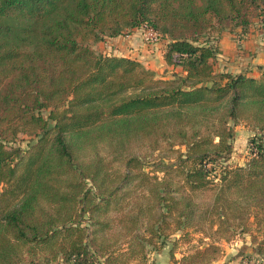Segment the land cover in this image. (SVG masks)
<instances>
[{
    "label": "trees",
    "instance_id": "16d2710c",
    "mask_svg": "<svg viewBox=\"0 0 264 264\" xmlns=\"http://www.w3.org/2000/svg\"><path fill=\"white\" fill-rule=\"evenodd\" d=\"M256 17L264 0H0V264H149L168 242L214 264L238 235L264 257V72L216 66ZM145 25L182 73L90 44Z\"/></svg>",
    "mask_w": 264,
    "mask_h": 264
},
{
    "label": "crops",
    "instance_id": "0c3cea01",
    "mask_svg": "<svg viewBox=\"0 0 264 264\" xmlns=\"http://www.w3.org/2000/svg\"><path fill=\"white\" fill-rule=\"evenodd\" d=\"M137 31H134L132 34L130 33L115 39H110V43L115 46L108 50H112L113 53L118 55L137 58L160 77L169 78L175 72L182 73L181 68H177L173 72L172 67L165 62L163 42L155 43L152 47L146 46L143 42L142 35ZM219 46L221 52L216 64L219 70L229 71L234 74L242 73L247 76H259L264 72L263 21H256V23L252 24L245 31L241 27L223 31ZM166 250H168V253L170 252V249H166L165 246L161 253H154V256L150 258L149 264L151 261L158 262L160 259L168 257L165 256ZM168 255L170 258V253ZM220 259L216 262L220 261ZM166 262L168 264L169 259ZM177 264L180 263L178 262Z\"/></svg>",
    "mask_w": 264,
    "mask_h": 264
},
{
    "label": "rangeland",
    "instance_id": "374dc122",
    "mask_svg": "<svg viewBox=\"0 0 264 264\" xmlns=\"http://www.w3.org/2000/svg\"><path fill=\"white\" fill-rule=\"evenodd\" d=\"M256 21H261L259 18L254 19V23ZM224 31H228V29H223ZM142 35L143 38V31L140 29L137 31ZM133 32H131L132 34ZM219 31H213L212 33L205 35V37H218ZM111 40L108 38H104L100 41H90L91 46L95 49L96 52L101 54H107V53H113L112 50H108L109 48L112 49L114 47V44L110 43ZM143 42L146 44V46L152 47L153 45L147 44L144 39ZM108 45V46H106ZM150 64V63H149ZM173 69V68H172ZM175 72V69L172 70ZM156 73V72H155ZM157 75V74H156ZM171 75V74H170ZM169 75V76H170ZM157 77L160 78V76L157 75ZM46 113V112H45ZM253 132L250 131V129L244 125L237 126L236 129V135L234 140V154H233V162L237 163H245L246 154L248 153V144L249 140L251 139V136ZM31 138L28 136H22L18 140L17 144L22 145V147L26 148ZM195 239L198 240L199 236H195ZM257 243L254 242V240L251 238L250 235H247L244 239L240 235L236 236L231 242H224V250L225 253L222 255L220 261L214 262V264H264V257L257 252L255 249ZM172 243L168 242L166 245V249L171 250ZM181 247H184L183 245ZM170 253V252H169ZM168 250H166L165 259H160L158 262L151 261L150 264H167V260L169 259L168 264H177L179 262V259L182 257V253L180 249H177L174 251V259L169 258ZM154 256V253L152 254ZM164 256V255H163Z\"/></svg>",
    "mask_w": 264,
    "mask_h": 264
},
{
    "label": "built area",
    "instance_id": "2783aa9c",
    "mask_svg": "<svg viewBox=\"0 0 264 264\" xmlns=\"http://www.w3.org/2000/svg\"><path fill=\"white\" fill-rule=\"evenodd\" d=\"M143 31V39L147 44H155L158 43V33L151 27L145 25L141 28Z\"/></svg>",
    "mask_w": 264,
    "mask_h": 264
}]
</instances>
